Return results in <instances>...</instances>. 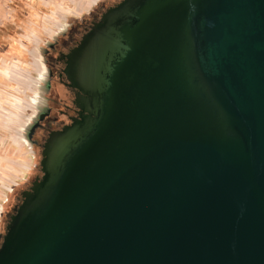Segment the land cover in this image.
I'll return each instance as SVG.
<instances>
[{"label": "water", "instance_id": "obj_1", "mask_svg": "<svg viewBox=\"0 0 264 264\" xmlns=\"http://www.w3.org/2000/svg\"><path fill=\"white\" fill-rule=\"evenodd\" d=\"M65 71L0 264H264V0H121Z\"/></svg>", "mask_w": 264, "mask_h": 264}, {"label": "rangeland", "instance_id": "obj_2", "mask_svg": "<svg viewBox=\"0 0 264 264\" xmlns=\"http://www.w3.org/2000/svg\"><path fill=\"white\" fill-rule=\"evenodd\" d=\"M96 0H6L0 12V217L34 158L19 134L34 106L40 62L35 46L60 26L85 15ZM5 9L6 13L5 14ZM2 16V17H1ZM14 191V192H13Z\"/></svg>", "mask_w": 264, "mask_h": 264}, {"label": "flooded vegetation", "instance_id": "obj_3", "mask_svg": "<svg viewBox=\"0 0 264 264\" xmlns=\"http://www.w3.org/2000/svg\"><path fill=\"white\" fill-rule=\"evenodd\" d=\"M121 0H96L92 8L83 16L75 17L52 32L49 38L35 46L33 54L39 60L40 79L34 87V106L29 120L19 134L25 139L35 160L33 170L19 189L15 188L13 203L0 217V245L7 225L22 203L24 193L30 191L34 182L42 176L40 159L43 145L49 134L71 123L79 115L75 103L77 89L71 87L66 74L68 55L82 40L83 36L100 20L102 14Z\"/></svg>", "mask_w": 264, "mask_h": 264}, {"label": "built area", "instance_id": "obj_4", "mask_svg": "<svg viewBox=\"0 0 264 264\" xmlns=\"http://www.w3.org/2000/svg\"><path fill=\"white\" fill-rule=\"evenodd\" d=\"M3 1L5 2L6 0H0V12L2 11V9H3ZM6 13H8V12H6V9H5V14ZM1 14V13H0ZM2 17V16H1Z\"/></svg>", "mask_w": 264, "mask_h": 264}]
</instances>
